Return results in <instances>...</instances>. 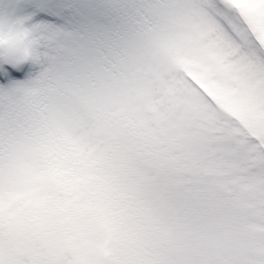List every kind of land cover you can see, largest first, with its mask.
<instances>
[{"label":"snow or ice","instance_id":"snow-or-ice-1","mask_svg":"<svg viewBox=\"0 0 264 264\" xmlns=\"http://www.w3.org/2000/svg\"><path fill=\"white\" fill-rule=\"evenodd\" d=\"M0 264H264V0H0Z\"/></svg>","mask_w":264,"mask_h":264}]
</instances>
